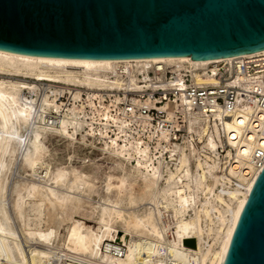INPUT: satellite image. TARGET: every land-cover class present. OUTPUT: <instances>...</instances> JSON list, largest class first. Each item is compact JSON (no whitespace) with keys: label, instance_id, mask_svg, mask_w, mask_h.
<instances>
[{"label":"bare ground","instance_id":"1","mask_svg":"<svg viewBox=\"0 0 264 264\" xmlns=\"http://www.w3.org/2000/svg\"><path fill=\"white\" fill-rule=\"evenodd\" d=\"M157 62L176 66L209 63L193 62L188 57L134 61L57 60L0 51V264H63V259L74 260L77 264L222 263L239 213L260 171L253 156L258 146L264 148V130L249 125L248 111L226 114L221 121L226 143L236 152V158H241L229 169V174L240 182L235 189L225 188L230 177L219 173L220 165L216 160L208 158L203 163L202 159L195 158V171H190L188 158L192 160L196 155L195 145L190 141L170 145V151L178 153L174 160L179 165L174 172L160 161L155 163L147 143L127 136L124 121L120 122V127L118 121L115 122L119 128L114 138L109 137L110 128L106 125L98 130L102 151L107 159H112L110 162L116 172L103 173L96 165L85 161L79 168L70 163L54 171L43 167L47 133L70 134L74 141L86 124L79 119V110L74 106L62 118H43V113L36 114L35 102L26 98L22 91H36L37 85H29L25 79L60 84L65 86L60 89L65 90L69 86L90 90L120 87L118 82L113 83L108 78L118 65L134 63L146 67ZM4 76L24 80L13 81ZM41 103L59 110L53 98L43 97ZM104 117L107 121L110 119ZM184 120L189 131L203 124L199 126L204 135L199 140L201 149L206 144L214 151L218 126L214 123V133L209 132L208 119L199 113L186 112ZM87 126L89 129L81 137L83 141L88 135L91 138L95 135L92 127ZM167 138L168 133L163 132L162 139L167 141ZM209 149L205 147L204 150L211 152ZM232 151H228L226 157L232 156ZM40 164L44 171L43 177L36 176L40 182L26 179L23 168L28 166L35 176ZM21 174L24 175L21 179L27 181L16 179ZM96 178H103V192L107 195L98 203V208H92L94 213L90 212L98 224L93 229L73 221L72 215L83 207L87 198L83 200L76 192L91 188ZM124 196L132 208L123 207ZM46 206L56 208L60 216L57 230L61 223H68L62 247L54 246L45 238L40 241V229L30 222L29 214L39 218ZM117 225L122 231L117 230ZM119 233L130 235L125 255L118 258L102 253L104 242L113 241ZM105 248L110 249L109 245Z\"/></svg>","mask_w":264,"mask_h":264},{"label":"water","instance_id":"2","mask_svg":"<svg viewBox=\"0 0 264 264\" xmlns=\"http://www.w3.org/2000/svg\"><path fill=\"white\" fill-rule=\"evenodd\" d=\"M0 51L57 60L237 58L264 51V0H0ZM221 264H264V166Z\"/></svg>","mask_w":264,"mask_h":264},{"label":"built area","instance_id":"3","mask_svg":"<svg viewBox=\"0 0 264 264\" xmlns=\"http://www.w3.org/2000/svg\"><path fill=\"white\" fill-rule=\"evenodd\" d=\"M108 78L121 86L95 90L69 87L65 90L60 89L61 86L37 81L36 91L23 89L22 94L35 102L36 114L43 113V118H62L74 106L79 110L78 117L86 124V129L90 125L94 137L100 140L99 129L106 125L110 128L109 137L114 138V132L120 127V122L124 121L127 136L147 143L156 162L159 158L164 159L166 154L174 159L176 154L170 151V145L182 144L187 140L184 137V133L188 132L185 113H199L208 119L209 132H214V123L219 128L215 135V150L210 152L199 146V156L218 161L219 173L230 177V181L225 184L226 189H235L240 185L229 174V169L241 158H236V152L226 143L221 121L226 114L237 110L248 111L249 125L264 130L262 52L209 61L205 66H176L163 62L146 67L134 63L120 64L108 74ZM43 97L53 98L59 110L51 109L50 105L42 106ZM104 115L110 119L107 121ZM163 132L168 133L167 141L162 139ZM228 151H232L233 155L226 157ZM253 160L261 170L264 166V148L257 147ZM106 245L110 249L106 250ZM103 250L121 258L125 255L127 245L124 241H112L104 244ZM62 263L77 264L69 259H63Z\"/></svg>","mask_w":264,"mask_h":264},{"label":"rangeland","instance_id":"4","mask_svg":"<svg viewBox=\"0 0 264 264\" xmlns=\"http://www.w3.org/2000/svg\"><path fill=\"white\" fill-rule=\"evenodd\" d=\"M4 77H6V78L9 77L12 80L14 79L13 81H15V80H24V79H22V77H14V76H4ZM25 81L29 85H32V84H36V82L38 80L35 81L34 79L33 80L25 79ZM41 82L46 83V84H51V85H54V86L65 87L63 85L52 83V82H48V81H41ZM69 87H74V86H69ZM24 92H27V91L24 90ZM202 125L203 124L200 123L199 126H202ZM199 126H193V130H191V131L188 130L187 133L186 132L184 133L185 134L184 137H186V139H187L186 141H192L193 144L196 145L195 146L196 155H194L195 157H193L192 160H189V158H188V167H189V169H190V171L192 173H194V171H195V164H196L195 158L202 159L201 161H203V163H205L207 161L206 160L207 158H204V157L201 158L199 156V153H198L199 152V146H200L198 141L201 140V137L204 136L203 133L201 132L202 128H199ZM86 131H87V129H86V127H84V131L82 130V132L76 136V139L74 141H72L70 139L71 138L70 134H69V136H64V135L59 134V133H52V135H51V133H47V137L45 139L46 140L45 146H46L47 153H46V155L44 157V166L43 167L44 168L49 167L51 171H54V169H56L57 167L66 166V165H68L70 163V165L79 168L82 165H84L83 161H85L86 164H94V165H96V167H98L101 170V172H103V173H108L109 171H110V173L111 172H116L115 168L113 167L112 162H110V160H112V159H107L106 155L102 151L103 142L99 138H97V136H95L94 138H91V136L88 135L87 140L83 141V139L81 137H82V135H85ZM212 133H214V132H212ZM206 142H207V140H206ZM204 143L205 142L203 141L202 147H204ZM205 147L209 149V147H207L206 144H205ZM205 147L203 148V150L205 149ZM209 150H211V149H209ZM177 154H176L175 158H177V156H178ZM72 156H75V157H78V158H82V160H77V159L71 158ZM169 156L170 155L166 154L164 156V159L159 158L157 161H160V162L166 164L168 170L170 172H174L175 171V167H178L179 164H178V162H176L174 160L175 158L174 159H172V158L170 159ZM49 158H51V159H49ZM87 158H89V160ZM154 162L157 163L155 160H154ZM131 164L134 165L135 162L132 161ZM38 168L39 169L36 170L37 171V173H36L37 175L33 176L32 173L30 172L31 171L30 168L28 166L24 167L23 170L26 173V174L24 173L26 179L27 178L31 179V182H35V181L36 182H40V179L37 178V177H40V176L43 177V175H44L42 164H40ZM13 169H14V167H13ZM166 174H167V170L164 173V177H166L165 176ZM24 175L21 174L16 179L18 181L19 180L20 181H27V180L21 179L22 177H24ZM9 177H10V174H9ZM11 177H13V174H12ZM99 179H100V181L97 182ZM8 180H10V179H8ZM94 180H93V184L94 185L91 188L90 187L89 188H85V189H82V190L76 192L77 194L80 195V197H82V199L83 198L85 199L86 197L87 198L85 199L86 203L82 204L83 207H80L72 215V219H73V221H77L78 223H80V225H82V226H90L93 229H96L98 224L95 223L96 220L93 217H91L90 212L92 211L94 213L92 208L93 207L94 208H98V205H99L98 203L99 202L101 203L102 199L107 194H106L105 191H104L105 193L103 192V190H104L103 189V182H101V181H103V178H96ZM185 181H186V179L185 180L183 179L184 183H185ZM160 183H161L160 185H163V181H161ZM95 184H97V185H95ZM98 184H99V186H98ZM96 188L99 189V190H96ZM91 189H92V191H91ZM99 192H102V193H99ZM93 193L95 195L96 194L97 195L94 196ZM214 193H215V191H214ZM199 196H201V195H199ZM89 197H92V198H89ZM161 198H162V194H160L159 200H161ZM122 199H123L122 200L123 201L122 205H124L123 207H125L127 209L132 208L133 205H130L129 200H127V196H124ZM28 201H30V200H28ZM94 201H95L96 204H94ZM144 206L146 207L148 205H144ZM170 210L171 209L168 210V213H169ZM56 211H57L56 208L54 210V208L46 206L45 208H43L42 214H41V216L39 218L38 217L35 218L33 214H29V216L31 218V221H30L31 224L37 226L40 229V231L38 232V236H39V238H41L40 241L43 238H45V240L53 242V245L55 244L54 246L62 247L63 246L62 244H63L64 236H65V233H66V227H67L68 223L67 222L61 223L59 229L57 230L58 222L60 221V216L58 217V214H57ZM12 217H13V215H12ZM165 218L167 219V218H169V216L168 217L165 216ZM117 230L118 231H122L120 225H117ZM57 235L60 236V237L62 236L61 239ZM56 236H57V238H56ZM121 236H123V237H121ZM113 241H115L117 243H120V242L124 241L125 244L128 245V243L130 241V235L126 234V233H119V234L115 235ZM111 242H112V240H107V241L104 242V244H109ZM103 246L101 248V252L102 253H106L105 250H103Z\"/></svg>","mask_w":264,"mask_h":264}]
</instances>
